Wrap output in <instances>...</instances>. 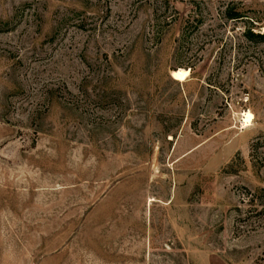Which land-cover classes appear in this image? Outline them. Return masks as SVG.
<instances>
[{
	"label": "rangeland",
	"instance_id": "1",
	"mask_svg": "<svg viewBox=\"0 0 264 264\" xmlns=\"http://www.w3.org/2000/svg\"><path fill=\"white\" fill-rule=\"evenodd\" d=\"M251 33L264 0H0V264H264Z\"/></svg>",
	"mask_w": 264,
	"mask_h": 264
},
{
	"label": "bare ground",
	"instance_id": "2",
	"mask_svg": "<svg viewBox=\"0 0 264 264\" xmlns=\"http://www.w3.org/2000/svg\"><path fill=\"white\" fill-rule=\"evenodd\" d=\"M172 75L173 78L178 82H185L190 77V73L184 69H179L173 72Z\"/></svg>",
	"mask_w": 264,
	"mask_h": 264
},
{
	"label": "trees",
	"instance_id": "3",
	"mask_svg": "<svg viewBox=\"0 0 264 264\" xmlns=\"http://www.w3.org/2000/svg\"><path fill=\"white\" fill-rule=\"evenodd\" d=\"M237 18H239V17H233L232 19H237ZM251 35L255 38H260V39L264 40V36L254 35L253 33H251Z\"/></svg>",
	"mask_w": 264,
	"mask_h": 264
},
{
	"label": "water",
	"instance_id": "4",
	"mask_svg": "<svg viewBox=\"0 0 264 264\" xmlns=\"http://www.w3.org/2000/svg\"><path fill=\"white\" fill-rule=\"evenodd\" d=\"M172 77H173V75H172Z\"/></svg>",
	"mask_w": 264,
	"mask_h": 264
}]
</instances>
